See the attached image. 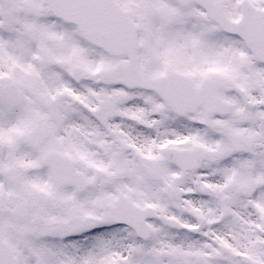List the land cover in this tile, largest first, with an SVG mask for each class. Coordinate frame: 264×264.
I'll return each mask as SVG.
<instances>
[{
	"label": "snow or ice",
	"instance_id": "6c2138e0",
	"mask_svg": "<svg viewBox=\"0 0 264 264\" xmlns=\"http://www.w3.org/2000/svg\"><path fill=\"white\" fill-rule=\"evenodd\" d=\"M0 264H264V0H0Z\"/></svg>",
	"mask_w": 264,
	"mask_h": 264
}]
</instances>
